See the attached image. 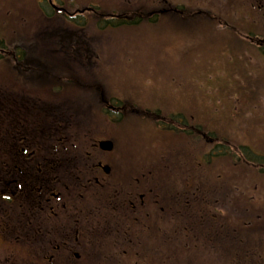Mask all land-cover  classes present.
<instances>
[{"label": "flooded vegetation", "instance_id": "flooded-vegetation-1", "mask_svg": "<svg viewBox=\"0 0 264 264\" xmlns=\"http://www.w3.org/2000/svg\"><path fill=\"white\" fill-rule=\"evenodd\" d=\"M21 1L0 8L4 21H12L6 23L11 34L0 33V66L7 65L13 80L12 88L0 83V142L7 146L0 161L3 259L264 264V147L257 146L264 123L248 120L257 107L251 97L264 94L253 84L264 80V0ZM97 29L121 31L129 59L142 47L135 41L139 32L148 33L145 45L154 50L177 38L191 50L205 37L225 34L235 48L228 80L237 84L215 90L194 110L188 104L137 109L110 98L100 110L107 132L97 136L89 115L95 104H61L66 116H60L30 95L33 80L44 88L47 62L92 64L97 49L109 47L90 39ZM67 75L80 77L76 70ZM188 91L183 99L196 102L198 95ZM139 110L150 124L144 137L155 146L132 157L122 147L120 124L124 114ZM103 141L112 148L104 149ZM226 161L234 166L231 181ZM17 251L22 263L14 260Z\"/></svg>", "mask_w": 264, "mask_h": 264}, {"label": "rangeland", "instance_id": "rangeland-1", "mask_svg": "<svg viewBox=\"0 0 264 264\" xmlns=\"http://www.w3.org/2000/svg\"><path fill=\"white\" fill-rule=\"evenodd\" d=\"M9 2L11 3L13 0H0V8H7ZM18 2L22 1L14 0L12 4ZM26 2L31 5L30 1L25 0L24 3ZM3 13L5 12H0V33L8 35L11 33L8 31L6 23H12V21H4L7 17ZM36 34L35 31L31 32L32 37ZM181 36H184V34ZM225 36L227 35L223 34L222 39L205 37L203 40L196 42V46H198L193 47L191 50L181 43V38H177L176 42L172 44L164 40L165 47L154 50L150 45H145L148 43L146 42L149 39L148 33L139 32L135 41L143 43L142 47L135 54V58L129 59L130 53L127 54L125 48H123L126 36L121 31H99L97 29L91 32L90 39L93 37L94 40L92 39V41H106L109 47L105 49L98 48L96 53L99 54V57L92 64L76 61L73 62L74 64L68 63V66L63 67L62 63L60 66L54 62H47L49 76L44 83V88L41 89L40 81L35 82L33 80L31 86L33 91L30 95L36 103H45L48 113L60 116H66L63 110L59 111L58 109L61 104L69 106L95 104L93 113L89 112V115L92 114L90 128L97 136H104L107 132V125L104 122L105 116L100 110L111 99L113 103L127 104L128 106L137 107V109L140 106H150L153 107V110H168V106L171 104H188L191 109L192 106L198 108L199 104L211 101L208 95H211L215 90L221 88L232 89L237 84L235 79L230 78L231 80H228L229 76L227 74L235 71V63L230 64L228 60L229 58L234 60L235 48L231 46L233 42ZM86 38L88 39V35H86ZM57 39L58 37H48L50 41ZM210 66L211 68H209ZM74 70L79 72L78 76L80 77L69 79V75L64 76V74L74 72ZM0 73H2L0 83L6 88H12L13 80L9 77L7 65L0 66ZM242 82L247 84L248 81H240V85H242ZM253 84L256 89L263 88L264 80L255 79ZM185 90L197 94V101H192L195 96L189 101L184 100L182 94ZM102 96L105 97V100ZM224 97L228 98V101L225 102L229 105L235 102L230 95ZM251 98L255 100L254 104L257 107H255L254 112L250 111L253 116H249L248 120L264 123V117L261 116L263 121L258 120L260 115H264V94L257 92ZM140 110L124 114L125 120L123 119L120 124L128 134L123 131V142L126 147L123 145L122 147L126 151L125 153L132 157H136L137 153L146 154L145 149L148 145L155 146L152 144L153 140L151 138L145 139L146 137H144V132L150 127V124L145 121L143 117L145 114ZM68 114H72V112H68L67 116ZM245 118L246 116L242 117V120ZM48 119H50L49 114ZM52 121L54 122V120H48L47 136L49 137L52 132L50 128L54 126V123L51 124ZM156 124L158 123L155 122L154 125ZM125 135L127 136L124 139ZM154 143L158 144L157 141H154ZM257 146L264 147V141L260 140ZM128 165H131V160L127 157ZM227 167L229 170L228 180L231 181L232 175L235 173L230 170L234 167L232 161H229ZM1 243L0 248L5 246ZM5 254V251L0 249L2 258L0 264H9L3 259ZM24 258L25 256L17 251L14 260L17 263H22ZM194 259L195 257L192 260Z\"/></svg>", "mask_w": 264, "mask_h": 264}, {"label": "water", "instance_id": "water-1", "mask_svg": "<svg viewBox=\"0 0 264 264\" xmlns=\"http://www.w3.org/2000/svg\"><path fill=\"white\" fill-rule=\"evenodd\" d=\"M101 146L104 149H111L112 148V142H110V141H103V142H101Z\"/></svg>", "mask_w": 264, "mask_h": 264}, {"label": "trees", "instance_id": "trees-1", "mask_svg": "<svg viewBox=\"0 0 264 264\" xmlns=\"http://www.w3.org/2000/svg\"><path fill=\"white\" fill-rule=\"evenodd\" d=\"M7 150V146L4 142H0V161H1V157L3 156V151Z\"/></svg>", "mask_w": 264, "mask_h": 264}]
</instances>
